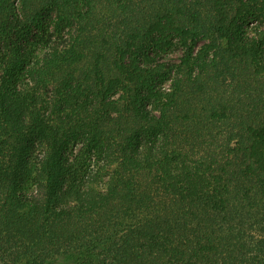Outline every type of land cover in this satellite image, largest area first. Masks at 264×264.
<instances>
[{
  "label": "trees",
  "instance_id": "obj_1",
  "mask_svg": "<svg viewBox=\"0 0 264 264\" xmlns=\"http://www.w3.org/2000/svg\"><path fill=\"white\" fill-rule=\"evenodd\" d=\"M0 264H264V0H0Z\"/></svg>",
  "mask_w": 264,
  "mask_h": 264
}]
</instances>
